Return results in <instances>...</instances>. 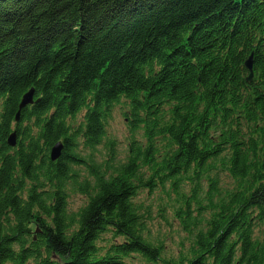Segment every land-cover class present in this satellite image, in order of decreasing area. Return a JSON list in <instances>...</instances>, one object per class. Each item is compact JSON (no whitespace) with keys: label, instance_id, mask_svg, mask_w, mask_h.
Here are the masks:
<instances>
[{"label":"trees","instance_id":"1","mask_svg":"<svg viewBox=\"0 0 264 264\" xmlns=\"http://www.w3.org/2000/svg\"><path fill=\"white\" fill-rule=\"evenodd\" d=\"M117 107L128 152L99 161ZM160 189L176 254L141 197ZM135 258L264 264V0H0V264Z\"/></svg>","mask_w":264,"mask_h":264},{"label":"rangeland","instance_id":"2","mask_svg":"<svg viewBox=\"0 0 264 264\" xmlns=\"http://www.w3.org/2000/svg\"><path fill=\"white\" fill-rule=\"evenodd\" d=\"M123 112L124 109H120V107L115 108L113 117L108 125V135L106 136L104 143L98 147V151L94 152L97 160L103 161L108 158V155L110 154L109 138L111 140L114 139L115 153L119 155L120 158H124L127 154L133 134H131L128 120ZM136 137H138V135H136ZM84 152H87V149H85ZM231 181L232 179L227 174L223 175L222 183L224 185L229 184ZM141 197L146 203L151 205L153 229H158V231L161 232L159 237L164 239L166 247L171 249L170 252L176 254L181 241L184 240L186 242V234L181 231L178 224L179 221L174 217L172 210V205L178 204L176 193L171 190L169 194H166L160 189L150 194V196H148L145 191ZM82 202L83 197L79 194L73 196L71 200L74 209L78 208ZM155 233L156 232L153 230V234ZM130 261H132L133 264H144L140 258L130 259Z\"/></svg>","mask_w":264,"mask_h":264},{"label":"water","instance_id":"3","mask_svg":"<svg viewBox=\"0 0 264 264\" xmlns=\"http://www.w3.org/2000/svg\"><path fill=\"white\" fill-rule=\"evenodd\" d=\"M246 67L248 68L250 74L247 78L249 82L253 80L254 77V53H252L249 58L246 60ZM34 102V89H30L28 92H26L22 98V101L20 103V111L18 112L17 117L20 116L21 109L28 106L29 104H32ZM16 132L11 133L9 137V144L11 146H15L17 144L16 141ZM64 150V143L62 141L57 142L51 149V159L57 160L61 157Z\"/></svg>","mask_w":264,"mask_h":264}]
</instances>
